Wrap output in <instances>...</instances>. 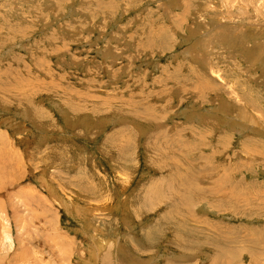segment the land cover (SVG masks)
<instances>
[{
    "label": "rangeland",
    "instance_id": "374dc122",
    "mask_svg": "<svg viewBox=\"0 0 264 264\" xmlns=\"http://www.w3.org/2000/svg\"><path fill=\"white\" fill-rule=\"evenodd\" d=\"M0 264H264V0H0Z\"/></svg>",
    "mask_w": 264,
    "mask_h": 264
},
{
    "label": "bare ground",
    "instance_id": "6f19581e",
    "mask_svg": "<svg viewBox=\"0 0 264 264\" xmlns=\"http://www.w3.org/2000/svg\"><path fill=\"white\" fill-rule=\"evenodd\" d=\"M7 144H8V143H7ZM10 152H11V151H10ZM16 157H17V156H16ZM9 161H10V160H9ZM6 164H7V163H6ZM178 173H180V172H178ZM176 176H178V175H177V173L175 172V173L173 174V179H174ZM176 178H178V177H176ZM174 180H175V179H174ZM210 181H211V180H210ZM210 181H209V182H210ZM172 192L175 193V191H172ZM219 239H220V238H219Z\"/></svg>",
    "mask_w": 264,
    "mask_h": 264
}]
</instances>
